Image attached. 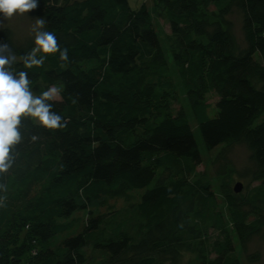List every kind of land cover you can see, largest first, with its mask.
<instances>
[{
  "label": "trees",
  "instance_id": "16d2710c",
  "mask_svg": "<svg viewBox=\"0 0 264 264\" xmlns=\"http://www.w3.org/2000/svg\"><path fill=\"white\" fill-rule=\"evenodd\" d=\"M152 1L169 23V46L148 3L134 9L129 0H37L33 14L68 59L49 54L30 69L21 57L35 39L20 41L0 28V45L16 56L6 67L27 72L34 95L59 87L60 98L46 103L64 125L47 129L21 118V139L0 173V264L33 257L35 264H181L166 222L197 195L194 219L217 231L199 264H242L234 234L245 253L254 236L264 240V0ZM235 11L246 43L239 51L229 18ZM180 89L190 114L173 108ZM191 117L207 150L245 144V175L262 181L243 200L230 186L236 169L224 167L226 213L210 180L188 178L203 161ZM141 189L128 209L97 212L103 197ZM82 211L84 229L52 246Z\"/></svg>",
  "mask_w": 264,
  "mask_h": 264
},
{
  "label": "rangeland",
  "instance_id": "374dc122",
  "mask_svg": "<svg viewBox=\"0 0 264 264\" xmlns=\"http://www.w3.org/2000/svg\"><path fill=\"white\" fill-rule=\"evenodd\" d=\"M143 2H147L151 10H153V19L156 29L162 39V42L166 46H169L171 42V30L169 23L163 13H161L160 8L159 10H156L152 0H129L130 6L134 9L140 7ZM229 18L232 22L231 32L235 41L236 51H239L246 45L242 29V15L239 11H235ZM37 19L38 18L33 14V11L22 15L17 13L8 19H3V17L0 16V21H2L3 24L2 27H10L14 36L20 41L35 39L36 31H43V28H35ZM0 54L5 56L4 52H0ZM55 87L58 89L59 93L56 97H54L57 99L60 98V92L59 87ZM216 101L217 96L211 94L209 96V102L212 104L213 110L215 109L214 106ZM173 108L175 111L180 108H184L188 114H190L188 100L181 89L179 92V99L174 101ZM211 115L214 116L213 114ZM191 124L202 152L203 161L197 167L196 173L188 178L190 181L201 178L204 182L207 181V179L210 180L212 184L211 189L214 193L217 205L223 209L224 213H226L227 209L220 188V185L223 182L220 178V173H222L228 165L236 169V171L232 173L233 178L230 186L234 189V186L237 183L242 184V189L238 193V196L243 200L249 197L252 190L260 185L262 181L254 179L251 175H245V172L251 167V161L249 158L250 152L245 144L231 143L229 145L219 146L213 150H207L200 134L198 123L192 117ZM144 190L145 189H141L140 191H126L125 194L122 195L103 197L105 202L100 206V208H98L97 212L108 214L112 211L128 209L130 205L138 202L141 192L143 193ZM197 196L196 198L193 197L187 200L168 218L166 222L165 234L167 237L176 242L181 255V264H199L201 254L206 248L207 238L217 235L216 229L212 226L213 223L205 229L203 227L205 221L199 223L196 219H194L192 215L193 208L197 203H199V198ZM262 208L264 209V204L262 205ZM205 215V217H208L207 213H205ZM72 218H74L76 222L75 228L72 229V231L58 236L52 242V246L60 245L65 236L77 234L84 229L88 219L84 211L77 212ZM57 220L60 222H67L69 219L62 218ZM234 240L237 253L242 264H264L263 239L258 236H254L248 245L247 253L243 252L236 234H234ZM86 250L87 252H90V247H87ZM250 255L253 257L250 258ZM257 255H259L258 258L255 257ZM38 260L39 259L37 257H33L29 260V262L25 260L24 264H35Z\"/></svg>",
  "mask_w": 264,
  "mask_h": 264
},
{
  "label": "clouds",
  "instance_id": "9594fccd",
  "mask_svg": "<svg viewBox=\"0 0 264 264\" xmlns=\"http://www.w3.org/2000/svg\"><path fill=\"white\" fill-rule=\"evenodd\" d=\"M37 7V0H0V16L8 19L17 13H29ZM2 26L0 21V27ZM44 26L45 20L38 18L35 28L42 29ZM34 44L32 51L21 57L25 68L40 66L47 55L57 52H60L62 60L68 59L67 48L61 51L52 32L36 31ZM3 51H9V55L0 54V173L6 172L10 167V150L21 139L18 129L22 117H32L47 129L64 126L61 124V117L50 111L52 105L46 103L59 94L58 89L53 86L39 96L34 95L29 87L27 72L20 71L14 75L12 70L6 67L16 61L15 54L11 53L7 44L0 45V52ZM38 52L43 54L40 58L36 56Z\"/></svg>",
  "mask_w": 264,
  "mask_h": 264
},
{
  "label": "water",
  "instance_id": "95a60500",
  "mask_svg": "<svg viewBox=\"0 0 264 264\" xmlns=\"http://www.w3.org/2000/svg\"><path fill=\"white\" fill-rule=\"evenodd\" d=\"M242 189V184L241 183H237L234 187L235 192L239 193Z\"/></svg>",
  "mask_w": 264,
  "mask_h": 264
}]
</instances>
